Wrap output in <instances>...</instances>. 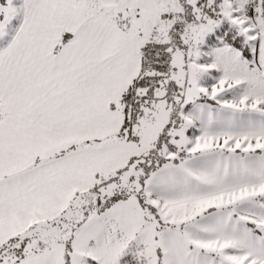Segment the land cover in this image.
Instances as JSON below:
<instances>
[{"label": "snow or ice", "instance_id": "snow-or-ice-1", "mask_svg": "<svg viewBox=\"0 0 264 264\" xmlns=\"http://www.w3.org/2000/svg\"><path fill=\"white\" fill-rule=\"evenodd\" d=\"M0 264H264V0H0Z\"/></svg>", "mask_w": 264, "mask_h": 264}]
</instances>
